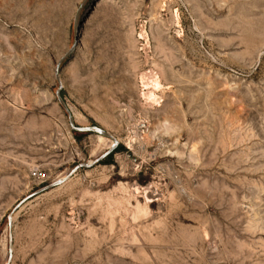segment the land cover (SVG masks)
Here are the masks:
<instances>
[{"label": "rangeland", "instance_id": "obj_1", "mask_svg": "<svg viewBox=\"0 0 264 264\" xmlns=\"http://www.w3.org/2000/svg\"><path fill=\"white\" fill-rule=\"evenodd\" d=\"M76 41L75 130L55 69ZM102 131L119 144L95 163ZM10 251L264 264V0H0V264Z\"/></svg>", "mask_w": 264, "mask_h": 264}, {"label": "water", "instance_id": "obj_2", "mask_svg": "<svg viewBox=\"0 0 264 264\" xmlns=\"http://www.w3.org/2000/svg\"><path fill=\"white\" fill-rule=\"evenodd\" d=\"M77 45H78V42L76 41L74 46L72 47V49L68 52V54H66L57 64L56 66V69H55V77H56V81L58 82L59 84V87L58 89L56 90V96H57V99L59 101V103L61 104V106L63 107V109L67 112L68 116H69V123H70V126L73 128V129H78L75 125V118L73 116V113L71 112L68 104L66 103V101L64 100L61 92L63 90V84H62V80H61V75H60V71H61V66L63 64V62L71 55L73 54V52L76 50L77 48ZM90 130V129H89ZM102 134H104L105 136L111 138L113 141H114V145L113 147L108 150L104 155H102L100 158L96 159L95 160V163L101 161L102 159H104L105 157H107L110 153H112L115 148L118 146L119 144V140L116 139L114 136H112L111 134H108V133H105V132H101ZM92 164H87L85 162H82L80 163L77 167H76V170L81 168V167H90ZM59 182H55V183H52L46 187H44L43 189H41L39 192L43 191V190H47L49 188H52L54 186H56ZM12 225H13V218L12 216H9L8 218V233H9V238L11 239V231H12ZM12 251H10V255H9V259L7 261V264H10L11 263V260H12Z\"/></svg>", "mask_w": 264, "mask_h": 264}, {"label": "built area", "instance_id": "obj_3", "mask_svg": "<svg viewBox=\"0 0 264 264\" xmlns=\"http://www.w3.org/2000/svg\"><path fill=\"white\" fill-rule=\"evenodd\" d=\"M33 176H34V178H36L38 180H44L46 177V174L40 170H34Z\"/></svg>", "mask_w": 264, "mask_h": 264}, {"label": "bare ground", "instance_id": "obj_4", "mask_svg": "<svg viewBox=\"0 0 264 264\" xmlns=\"http://www.w3.org/2000/svg\"><path fill=\"white\" fill-rule=\"evenodd\" d=\"M144 38V37H143ZM155 79V78H154ZM161 87V88H160ZM148 89V88H147ZM159 89H162V86H161V83H160V81H159V79H155L154 80V90H159ZM160 91V90H159ZM102 132H104V131H102ZM100 138H101V140H105V138L103 137V135L102 136H100ZM114 142V141H113ZM114 145V144H113Z\"/></svg>", "mask_w": 264, "mask_h": 264}]
</instances>
